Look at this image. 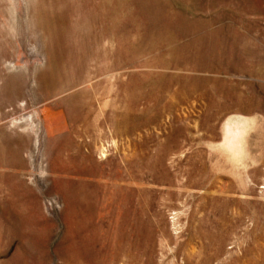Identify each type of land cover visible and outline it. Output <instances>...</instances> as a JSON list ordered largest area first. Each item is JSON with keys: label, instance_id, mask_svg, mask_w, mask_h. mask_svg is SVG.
Instances as JSON below:
<instances>
[{"label": "rangeland", "instance_id": "1", "mask_svg": "<svg viewBox=\"0 0 264 264\" xmlns=\"http://www.w3.org/2000/svg\"><path fill=\"white\" fill-rule=\"evenodd\" d=\"M0 264H264V0H0Z\"/></svg>", "mask_w": 264, "mask_h": 264}]
</instances>
